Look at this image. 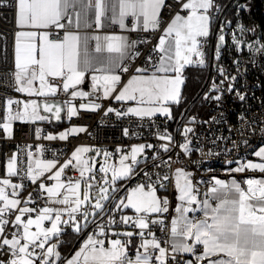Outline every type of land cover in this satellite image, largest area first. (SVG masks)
<instances>
[{
  "label": "snow or ice",
  "instance_id": "1",
  "mask_svg": "<svg viewBox=\"0 0 264 264\" xmlns=\"http://www.w3.org/2000/svg\"><path fill=\"white\" fill-rule=\"evenodd\" d=\"M230 6L235 9V29L239 30V35L236 30L231 32L234 47L238 51L246 48L251 62L256 63L257 56L264 57V39L246 42L244 37L249 33L255 35L257 28L264 35V27L248 26L240 19L242 11L251 10L250 0H230ZM165 7L172 8L173 5L166 4V0H111L110 3L105 0H0V9L10 11L15 23L16 91L29 97L45 98L42 103L37 99L7 98L5 122L0 127L11 137L14 121H50L51 117L41 114V110L54 114L55 120H61V104L48 99L57 93H67L71 97L64 101L68 105L69 119L78 115L74 98L97 93L104 99L134 102L127 103L123 110L107 108V113H115L118 117L134 115L151 119L161 115L165 120L174 119L172 105L181 103L185 67L194 63L206 66L204 45L213 34V21L223 15L229 4L218 0H177L176 7L180 11L164 27L152 50L155 55L149 53L144 63L134 68L124 61H134L140 55L137 44L149 42L147 38L129 41L121 35H88L80 31L82 27L93 25L102 28V18L109 11L110 19L121 29L158 30L162 24L161 11ZM129 17L132 18L131 27L126 23ZM231 24L232 21L224 17L216 34L214 59L220 79L213 78L204 94V99L213 100L218 106L224 103L226 95L235 97L242 105L247 100V93L242 90L247 88V82L241 85L240 79L248 69L239 58L233 61L235 74L220 63L221 48L226 43L223 29ZM90 40H95L94 48L89 47ZM112 53L118 56L113 57ZM194 56L198 57L195 61ZM117 67L122 73H129L126 81L122 82V76L115 71ZM89 72L91 93L78 87ZM261 103L264 105V101ZM101 107L96 102L79 105L81 109L91 110ZM238 119L241 122L238 131L243 135L248 119L243 111L238 114ZM195 120L196 117H190L189 123ZM83 131H86L84 127H72L60 132L58 137L66 140L70 134ZM251 131L255 132V128ZM193 132L192 127L184 126V139L178 145L189 157L193 151L189 134ZM260 132L264 137V127ZM40 134L41 129L37 128V137ZM124 134L128 135V129H124ZM156 135L164 141L160 147L168 152L170 145L175 143L172 133L164 128L163 131L157 129ZM44 138L57 137L48 133ZM242 143L249 145L247 139ZM232 144L237 146L236 141ZM153 147L135 144L130 152L118 148L119 162L116 163L114 153L106 149L80 146L55 172L52 170L57 167V160L32 159L25 175L32 183H39L36 194L29 192L26 199L20 196L25 185L11 179L18 175L17 157L8 158L7 178L0 180V264H264V178L248 177L238 181L235 177L224 180L213 176L208 182L196 181L194 173L176 168L174 187L179 203L175 206L176 215L170 221L169 237L160 238L154 226L168 227L164 214L169 212L170 200L157 194V186L166 188L165 182L171 178L168 174L161 176L159 172L139 168L141 161L138 159L146 148ZM43 151L41 146V155ZM199 151L203 154L202 149ZM89 152L93 156L86 158L84 154ZM101 155L103 166L99 172L103 176L101 181H96L95 175H89L95 169V163L90 161ZM252 155L258 157L259 162L251 159L245 162L242 158L235 168L225 171L264 173V146ZM28 156L32 158L31 151ZM162 162L171 168V157ZM69 166L79 171L80 178H68L65 182L62 176ZM155 167L159 168L160 164ZM46 173L49 175L45 176ZM45 179L54 183L49 185ZM118 181L125 183L118 186ZM133 181L134 186L129 187ZM205 183H211V188L200 199L199 186ZM94 187L96 195L93 197ZM45 195L48 206L42 207L37 201ZM110 200L112 204L106 208V202ZM29 204L37 206L30 207ZM125 210H131V214ZM196 212H201L202 216L189 215ZM116 213H119L118 217ZM46 221L51 222L50 226H45ZM69 224L78 233L92 227V233L74 255L62 257L59 243L52 241L63 231L62 225ZM109 232L114 238L109 237ZM136 237L139 238L138 245ZM130 250L134 254H130ZM184 254H191L195 259H185Z\"/></svg>",
  "mask_w": 264,
  "mask_h": 264
},
{
  "label": "built area",
  "instance_id": "2",
  "mask_svg": "<svg viewBox=\"0 0 264 264\" xmlns=\"http://www.w3.org/2000/svg\"><path fill=\"white\" fill-rule=\"evenodd\" d=\"M221 3V0H218ZM166 4H172V8L165 7L161 11L162 24L158 30L149 31H127V38L129 41H141L147 38L149 42L138 43L137 49L140 53L134 61L126 60L130 68L138 67L144 63L146 56L149 53L155 55L152 52L154 45L158 44L160 36L163 34V29L167 23L170 22L171 18L177 11H180L176 7L177 0H166ZM71 11V10H70ZM183 14V13H182ZM223 15L219 16L213 21V25L216 26L214 31L215 39L213 40L212 35L208 38L209 43L204 45V51L206 54V66L210 62V55L213 53L215 56L216 50V34L220 29V25L224 20ZM128 25L131 27L132 18L129 17ZM107 31L109 33H118V28L115 23L111 20L107 22ZM239 30L235 29V25L225 27V45L221 48V60L223 64L230 72L235 74V65L233 63L235 58H239L240 62L244 67L248 69L247 73L240 79V84L243 85L247 82V93L246 103L242 105V102L237 100L235 97L226 95L224 97V103L218 106L213 100H206V105L210 107V116L200 121L193 129L194 132L190 133L189 136L192 140V154L189 157L186 155L182 148L178 145L183 142V127L181 119L174 122L172 120H165L164 117L156 116L154 118H139L134 115L118 117L115 113H107L108 107L117 108L123 110L127 106V103L117 102L113 99H104L101 93L91 95L88 100L76 101L78 109V115L70 119L67 122L66 129L72 127H84L86 131L73 133L68 136L66 140H61L58 137L60 132L66 129L52 132V130L45 129L43 124L14 121V134L11 138H7L4 130L0 127V179L7 178V160L12 156L17 157V169L18 175L11 177L16 183H23L25 188L20 191V196L24 199L27 198L28 193L31 192L33 195L36 194L37 188L36 183H32L25 173L27 166L32 159L40 158L44 160L55 159L59 163L57 167L52 171L55 172L61 164L72 157V153L76 148L80 146H89L91 148H102L114 153V158H119L118 148H122L125 152L131 149L132 145L135 144H151L153 148H146L145 152L140 154L138 159L141 161L139 168L145 169L149 172H159L161 176L168 174L170 180L165 182L167 187L160 188L157 186V191L161 193V196H167L170 200L169 212L164 214L165 224L168 227L163 229L160 226H154L157 237L168 238L170 232V221L173 217L172 207L176 197V189L174 187V172L176 168H185V170L194 173L196 181L204 180L206 182L211 181L213 176L218 178H230V177H258L264 178V173L246 171L242 173L228 172L225 171L227 168H235L237 161L243 160L246 162L248 159H253L255 156L252 153L258 150L259 147L264 146V137H262L260 129L264 127V57L257 56L256 63H252V57L245 48L244 51H238L232 42L231 32ZM14 31L15 23L10 11L0 9V124L5 122L6 106L5 101L11 97L14 99H20L24 101V98L17 96L16 93V81L14 73L15 68V56H14ZM6 38V39H5ZM245 41H254L256 39H264V35L261 34V30L253 34H246L244 37ZM198 57H193V60H197ZM216 61L212 60V73L210 78V84L213 78L219 81L220 77L216 70ZM206 66H200L196 63L188 65L187 68H204ZM243 72V68L241 69ZM122 82L129 78V73H122ZM184 76L187 78L186 72ZM186 80V79H185ZM67 93H60V97L64 103L65 100L69 99ZM97 96H100L97 99ZM96 102L100 103L102 107L98 110L81 109L79 105L81 103ZM67 105L66 103H64ZM16 106L13 105V108ZM244 112L247 116L248 123L245 124L243 135L240 134L238 129L240 128V120L238 114ZM213 117L216 120H213ZM223 117V120H221ZM219 121V122H217ZM231 125V131L229 126ZM37 128L41 129L39 137L36 135ZM167 128L172 133L175 143L170 145V150L165 152L160 145L164 143L157 135V129L163 131ZM255 128V132L251 131ZM124 129H128V135L124 134ZM52 133L57 138L48 140L44 137ZM221 137H227L228 139H221ZM247 139L249 145H244L243 140ZM232 141H236L237 146L233 147ZM43 146V154L41 155L40 148ZM199 149L203 150V154ZM31 151L33 156L29 158L28 152ZM211 153V154H210ZM154 157H158L155 158ZM171 157V168H169L162 161H168ZM227 160H232V164H227ZM156 164H160V167H155ZM211 169V170H210ZM49 175L48 173L45 176ZM71 178L73 180L79 179V171L73 170L71 166L65 169V173L62 176V180L65 182ZM102 176L99 180L101 181ZM44 179V178H42ZM138 179V178H137ZM45 183L51 185L54 181L46 180ZM134 181L129 183L128 186H134ZM211 188V183L201 184L199 186L200 199H203V194ZM215 203V201H213ZM37 204L40 206H48V199L45 195L43 199L38 200ZM37 204H29L30 207H36ZM112 204V201L108 204V208ZM195 207H199L196 205ZM128 214L131 212L126 211ZM33 217L35 213L32 214ZM117 217L119 213H116ZM190 216H202L201 212L189 213ZM67 218V214H65ZM80 218L79 216L77 217ZM45 226H50L49 222H45ZM63 234L78 233L76 232L71 224L63 226ZM35 230V229H33ZM82 232V231H81ZM79 232V233H81ZM92 233V227L88 229V235ZM111 237V232H109ZM135 239H139L136 237ZM108 242H105V246ZM185 259H195L191 254H184Z\"/></svg>",
  "mask_w": 264,
  "mask_h": 264
},
{
  "label": "trees",
  "instance_id": "3",
  "mask_svg": "<svg viewBox=\"0 0 264 264\" xmlns=\"http://www.w3.org/2000/svg\"><path fill=\"white\" fill-rule=\"evenodd\" d=\"M245 2V0H242ZM221 3L229 4V8L225 9L223 16L227 17L232 21V25L237 22V17L235 16V9L231 8L230 0H221ZM251 10L242 11L240 13V19L242 22L248 26L253 24L260 25L264 27V0H250ZM216 26L212 27V37L215 39L214 31ZM260 28H257L256 32H259ZM214 59V54L210 55V62L204 68H187L185 70L187 78L182 89V100L179 105L172 106L173 121L179 122L181 119L182 125L193 126V128L201 120H205L210 116V107L206 105V99H204L205 92L208 91L210 86V78L212 73V60ZM196 117L195 122L189 123L190 117ZM45 129L52 130L51 125L43 124ZM66 126V125H65ZM64 124L60 126L63 128ZM124 181H120L123 184ZM123 194V193H122ZM109 204V203H108ZM106 205V207L108 206ZM89 229V228H88ZM88 229L82 230L81 233H60L59 238L61 239V244L59 245V250L62 257H70L80 247L82 241L88 235ZM136 244H139V239H135ZM130 252H133L130 250Z\"/></svg>",
  "mask_w": 264,
  "mask_h": 264
},
{
  "label": "crops",
  "instance_id": "4",
  "mask_svg": "<svg viewBox=\"0 0 264 264\" xmlns=\"http://www.w3.org/2000/svg\"><path fill=\"white\" fill-rule=\"evenodd\" d=\"M93 2H95V0H93ZM105 2L106 3H110L111 2V0H105ZM110 17H111V12L109 11V12H107L106 13V15H105V17H103L102 19H103V27L102 28H97V27H95V25H93L92 27H90V28H85V27H82L81 29H80V31H81V33H85V34H88V35H95V34H99V35H101V36H103V35H121V36H125V37H127V29H121L120 28V26H119V24H117V23H115L116 25H117V28H118V33H109L108 31H107V22L108 21H110L111 19H110ZM112 21V20H111ZM126 23H128V20L126 21ZM95 40H90V42H89V47L90 48H94V46H95ZM105 55H108L107 53H105ZM113 57H116V56H118V54H116V53H112L111 54ZM127 60V59H126ZM126 60L124 61V63L126 62ZM115 71L118 73V74H120V69H119V67H117L116 69H115ZM37 85H38V81H37ZM79 88H81L82 90H84V91H87V92H92V87H91V72H89L88 74H86V77H85V80H84V82H83V84L82 85H80V86H78ZM16 95L17 96H20V97H22V98H24V101L25 100H29L30 98L31 99H33V98H35V99H37L38 101H43L45 98L44 97H35V96H32V97H29L26 93H20V92H18L17 91V93H16ZM91 96V95H90ZM90 96H88V97H84V98H81V97H76V98H74L73 99V103L76 105V101H87L88 100V98L90 97ZM68 98L69 99H71V97H69L68 96ZM48 99H50V100H53V99H59V100H62L61 99V97H60V93H57L56 94V96L55 97H48ZM63 102V101H62ZM64 106H65V113H64V115H63V118H64V122L62 123V124H56V125H52L51 124V120L50 121H43V122H45L44 124H49V125H51V128H52V132H55V131H59V130H61V129H66V126L65 125H67V122L70 120V119H72V118H74L75 116H72L70 119H69V117H68V115H67V108H68V105H65L64 104ZM159 117H163V116H159ZM64 124V127L63 128H60V126L61 125H63ZM131 150V149H130ZM130 150H128V152H130ZM255 158V157H254ZM6 170H7V167H6ZM258 172V171H257ZM260 173V172H259ZM233 177H230V178H223V177H220V179H224V180H231ZM238 181L239 180H242V179H246V178H248L247 176H244V177H241V178H238V177H235ZM256 178H258V177H256ZM12 179V178H11ZM13 180V179H12ZM13 182L14 183H16L14 180H13ZM125 183V182H124ZM18 184V183H17ZM120 185V181H118V186ZM245 187H246V185H245ZM160 194V196H161V193H159ZM179 203V201L177 200V192H176V197H175V200H174V204H173V207H172V214H173V216H175L176 215V213H175V206L177 205ZM56 207H60V205H56ZM125 211H129V210H125ZM131 212V211H130ZM46 222H48V221H46ZM49 223H51V222H49ZM59 236H60V234H59ZM87 237V236H86ZM85 237V238H86ZM84 241V240H83ZM83 241H82V243H83ZM52 242H58L59 243V245L61 244V239L58 237H54L53 238V241ZM81 243V244H82ZM107 246H109V244L107 245ZM106 246V247H107ZM80 247H81V245H80ZM79 247V248H80ZM78 248V249H79ZM130 254H134V252H130Z\"/></svg>",
  "mask_w": 264,
  "mask_h": 264
},
{
  "label": "rangeland",
  "instance_id": "5",
  "mask_svg": "<svg viewBox=\"0 0 264 264\" xmlns=\"http://www.w3.org/2000/svg\"><path fill=\"white\" fill-rule=\"evenodd\" d=\"M216 44H217V41H216ZM182 89H183V86H182ZM33 99H35V98H33ZM29 100H31V98L29 99ZM126 103H134V102H126ZM173 106V105H172ZM42 114V113H41ZM157 116H161V115H157ZM202 121V120H201ZM200 122V121H199ZM35 123H37V124H44L45 122H43V121H37V122H35ZM186 126V125H185ZM190 127H192L193 128V126H190ZM3 129V128H2ZM5 132V131H4ZM13 134H14V122H13V127H12V136H13ZM5 135H6V137L7 138H11V137H8V135H7V133L5 132ZM93 149H101V150H105V149H102V148H93ZM85 155V157L87 158V157H90V156H93V153L92 152H89V153H85L84 154ZM113 160H114V162H116V163H118L119 161H118V159H115L114 157H113ZM253 161H256V162H259V158L258 157H255V158H253L252 159ZM90 163H95V169L93 170V172L91 173V174H89V175H95V177H96V181H100L99 180V178H100V176H103V173H101V172H99V169L103 166V156L101 155V156H95V157H93V160L92 161H90ZM99 165V167H98V169L96 170V168H97V166ZM88 178V176L86 175L85 176V179H87ZM0 180H2V179H0ZM83 188H84V186H83V183H82V191H83ZM157 194L160 196V194H159V191H157ZM91 195L94 197L95 195H96V189H95V187L93 188V190H92V193H91ZM111 201V200H110ZM110 201H108V202H106V205L108 204V203H110ZM131 210H129L128 212H130ZM87 238V237H86ZM85 238V239H86ZM84 239V240H85ZM84 242V241H83ZM83 245V243L81 244V246ZM79 250V249H78Z\"/></svg>",
  "mask_w": 264,
  "mask_h": 264
},
{
  "label": "water",
  "instance_id": "6",
  "mask_svg": "<svg viewBox=\"0 0 264 264\" xmlns=\"http://www.w3.org/2000/svg\"><path fill=\"white\" fill-rule=\"evenodd\" d=\"M53 100L59 102V103L61 104V106H62V107H61V120H59V121L55 120V118H54V114H52V113H45L43 110H41V113L44 114V115H49V116L51 117V124H52V125L62 124V123L64 122L63 115H64V113H65V106H64V103L62 102V100H59V99H53ZM43 101H44V100H43ZM43 101H41V103H42ZM98 167H99V165L97 166L96 170L98 169ZM120 194H122V192H121ZM110 206H111V205H110ZM110 206H109V207H110Z\"/></svg>",
  "mask_w": 264,
  "mask_h": 264
}]
</instances>
